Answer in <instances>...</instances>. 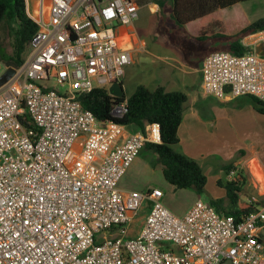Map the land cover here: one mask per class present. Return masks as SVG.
<instances>
[{
    "label": "built area",
    "instance_id": "obj_1",
    "mask_svg": "<svg viewBox=\"0 0 264 264\" xmlns=\"http://www.w3.org/2000/svg\"><path fill=\"white\" fill-rule=\"evenodd\" d=\"M139 16L138 0H52L24 62L0 84V264H264V195L247 197L257 210L237 219L202 199L177 215L160 188H119L146 143L161 142L160 125L125 135L79 97L121 82L132 57L118 27ZM243 43L242 55L206 56L205 93L264 101V53L255 51L264 29ZM127 111L125 100L112 114ZM145 205L140 233L127 237Z\"/></svg>",
    "mask_w": 264,
    "mask_h": 264
},
{
    "label": "crops",
    "instance_id": "obj_2",
    "mask_svg": "<svg viewBox=\"0 0 264 264\" xmlns=\"http://www.w3.org/2000/svg\"><path fill=\"white\" fill-rule=\"evenodd\" d=\"M51 3L52 0H26L27 12L38 23L48 16ZM153 5L154 7L150 6V9L155 13L159 10V5L157 3ZM142 8L143 6L140 4V11ZM226 9L217 11L218 16L225 24L227 23L225 18H222L221 12ZM136 21L118 27L120 44L124 49L130 51L132 57V63L127 66L121 79L124 93L126 94L125 91L130 88L127 96L130 95L139 84H144L152 89L157 86H164L168 91L187 93L188 101L185 104L183 121L179 127L180 141L176 145V149L198 160L205 174L216 175L218 180L223 181V175H227L226 180H232L242 173L246 177L241 195L244 201L251 195L263 196L264 114L255 109L254 101L249 95L220 99L205 93L202 87V66L206 56L214 51H230V43L237 38V35L235 33L234 35L230 34L231 31L225 25L229 36L201 41L196 38L198 20L187 23L185 28L191 30L193 28L191 33L193 39L204 43L205 50L199 55L198 60L187 62L173 54L164 56L166 60H163L158 53L148 49V53L154 57L150 62L151 68L149 69L155 71L152 73L153 77L150 76L152 84L147 85L135 79L137 73H146V71L135 66L139 64L140 54L146 43L144 36L138 30ZM240 42L246 46L243 43V37H241ZM161 64L164 66L160 67ZM198 65H200V76L195 78L194 74L197 72ZM158 73L162 75L160 76ZM147 74L145 75L147 76ZM125 132V135L130 133L127 129ZM144 158H135L120 181L121 189L131 190L124 188L125 185H122V182L129 181L130 175H133L137 169L140 174L154 172V159ZM228 163H233L236 170L227 173L224 166ZM221 197L225 196L215 194L210 196L207 201L211 198ZM198 198L196 197L183 214L179 215H184ZM164 203L167 205L166 202ZM146 207L148 206L145 205L142 209ZM142 209L134 215L127 226L126 235L129 238L137 236L144 225L148 212L141 216ZM117 234L118 232L114 229L103 233L100 237H114Z\"/></svg>",
    "mask_w": 264,
    "mask_h": 264
},
{
    "label": "trees",
    "instance_id": "obj_3",
    "mask_svg": "<svg viewBox=\"0 0 264 264\" xmlns=\"http://www.w3.org/2000/svg\"><path fill=\"white\" fill-rule=\"evenodd\" d=\"M161 7L170 8L172 17L179 25L198 20V40L225 38L229 36L227 24L218 16L217 11L232 7L247 0H155ZM4 27L14 30V51L8 52L0 36V62L19 67L25 60V52L29 51L30 43L39 30V24L29 16L26 0H0V30ZM15 27V28H14ZM264 29V16L249 23L237 31V38L230 43V52L242 55L250 50L240 39L243 35ZM254 107L264 114V101L251 96ZM79 100L84 108L92 111L96 118L106 123L114 121L131 129V132H145L148 124L158 123L161 129L160 143H146L148 148L157 155L165 179L176 189H191L197 194L206 190L207 175L198 160L178 151L179 127L183 121L185 104L188 94L183 91H168L164 86L152 89L139 84L133 93L123 97L112 96L106 88L96 87L89 92L80 94ZM127 101L128 111L123 117H115L112 109L116 103ZM30 127V124L25 123ZM230 173L236 170L233 163L224 166ZM246 177L240 173L232 180L218 184L226 188V196L211 198L207 202L219 212L232 214L237 219L257 210V207L244 201L241 197Z\"/></svg>",
    "mask_w": 264,
    "mask_h": 264
},
{
    "label": "rangeland",
    "instance_id": "obj_4",
    "mask_svg": "<svg viewBox=\"0 0 264 264\" xmlns=\"http://www.w3.org/2000/svg\"><path fill=\"white\" fill-rule=\"evenodd\" d=\"M139 2L143 8L140 11V17L137 19L136 24L141 35L144 36L146 43L140 54L139 64L135 66L138 69L146 71L148 74L146 76V73L139 72L135 75V79L150 85L152 84L150 76L153 77L152 73L155 70L149 69L151 68L150 62L154 57L148 53V49H152L154 52L158 53L163 60H166L164 56L173 54L184 61L193 62L194 60L199 59V55L205 50V46L204 43L193 39L191 34L193 28L192 30L187 29L185 28V25L181 26L176 23L168 5L163 8L155 0H139ZM154 3L159 5V10L155 13L150 9V6L154 7ZM221 16L223 19L225 18L227 26L231 31L230 34L234 35L235 33L236 35L238 30L264 16V0H247L240 2L239 4L223 10ZM189 28H191V26H189ZM0 36L5 49L12 53L14 51L15 41L13 28L10 30L7 29V27L2 28L0 30ZM27 53L28 49L24 55L26 56ZM8 66L10 65H8L6 61L0 62V75ZM162 66L164 65L161 64L160 67ZM158 74L160 76L162 75L161 73ZM194 75L195 78L200 76V65L197 66V72H195ZM129 89L125 91L126 94H128ZM250 104L252 105V103ZM127 131L131 132L132 130L127 128ZM137 157H149L151 160L154 159V172H143V174H140L137 169L133 175H130L129 181L122 182V185H125L124 188L143 193L155 187L162 189L164 192L163 203L166 202L168 206L165 205V203L164 205L177 215L183 214L196 197L207 201L210 196H214L215 194L226 196V188L218 184L216 175H207L208 181L205 192L203 194H197L195 191L193 192V190L176 189L171 185L162 173V167L157 162V155L148 148H144L142 154L140 153ZM149 158L148 160H150ZM223 177V181L226 182L227 175H223ZM120 181L118 184L119 188H121ZM142 211L143 212L140 213L141 216L147 214L149 208L146 207L145 209H142ZM101 235H103V233L99 236Z\"/></svg>",
    "mask_w": 264,
    "mask_h": 264
},
{
    "label": "water",
    "instance_id": "obj_5",
    "mask_svg": "<svg viewBox=\"0 0 264 264\" xmlns=\"http://www.w3.org/2000/svg\"><path fill=\"white\" fill-rule=\"evenodd\" d=\"M255 51L258 54L264 53V45L258 44L255 48ZM16 73V68L13 66H8L0 75V84L8 81L11 77ZM110 93L115 97H123L124 96V88L121 82H114L109 88ZM222 264H231L230 260H225Z\"/></svg>",
    "mask_w": 264,
    "mask_h": 264
},
{
    "label": "bare ground",
    "instance_id": "obj_6",
    "mask_svg": "<svg viewBox=\"0 0 264 264\" xmlns=\"http://www.w3.org/2000/svg\"><path fill=\"white\" fill-rule=\"evenodd\" d=\"M262 178V177H261ZM263 179V178H262Z\"/></svg>",
    "mask_w": 264,
    "mask_h": 264
}]
</instances>
